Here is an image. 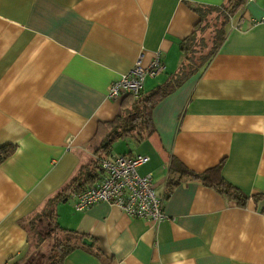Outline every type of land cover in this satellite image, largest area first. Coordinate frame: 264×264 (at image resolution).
Segmentation results:
<instances>
[{"label": "crops", "instance_id": "1", "mask_svg": "<svg viewBox=\"0 0 264 264\" xmlns=\"http://www.w3.org/2000/svg\"><path fill=\"white\" fill-rule=\"evenodd\" d=\"M225 1L0 0V262L44 264L52 210L90 241L62 264H264V23H254L264 0L230 15L209 63L154 103L141 137L111 142L107 155L149 156L138 172L152 175L167 217L152 225L107 202L74 209L99 176L92 139L132 106L108 98L110 84L140 54L164 65L143 96L175 79L193 7ZM182 167L217 170L243 204ZM75 182L78 193L60 196Z\"/></svg>", "mask_w": 264, "mask_h": 264}, {"label": "trees", "instance_id": "2", "mask_svg": "<svg viewBox=\"0 0 264 264\" xmlns=\"http://www.w3.org/2000/svg\"><path fill=\"white\" fill-rule=\"evenodd\" d=\"M244 3L245 0H226L220 6L200 5L193 7L194 11L199 14L200 19L195 24L192 33L182 40L180 44L182 60L179 68L173 74L175 79L168 81L163 87L157 88L147 96H143L140 92L137 97L131 95L124 97L122 106L126 100L130 102V106L132 104L131 108L122 109V115L111 122L105 123V127L102 129L103 132L98 131L92 139L91 148L98 155L96 157L95 167L97 166L99 169L98 159L99 157L107 156L114 138L130 131H135L137 137H141L148 123L150 109L154 103L171 91L189 74L201 70L209 63L223 41L225 36L224 28L230 15L235 13ZM7 153L5 151L2 156ZM2 156H0V159ZM179 173L181 176L198 180L207 186L215 187L218 191L230 198L238 200L241 204H243L246 198L239 189L218 175L217 170L211 169L204 174H195L186 167H182ZM100 175L101 172L99 169L97 180L100 178ZM177 182L178 179L172 177L170 178L169 186L172 187ZM74 184L76 182L68 185L60 196L65 193L77 192L78 187ZM44 217L48 223V229L45 233L47 235L46 237L49 239L52 237V241L48 243L49 252L44 264H62L65 256L71 250L78 245H82L84 234L59 227L54 221V212L52 210H47Z\"/></svg>", "mask_w": 264, "mask_h": 264}, {"label": "built area", "instance_id": "3", "mask_svg": "<svg viewBox=\"0 0 264 264\" xmlns=\"http://www.w3.org/2000/svg\"><path fill=\"white\" fill-rule=\"evenodd\" d=\"M257 22L264 23V17L254 23ZM142 57V54L138 55L134 65L110 84L108 98L116 99L126 95L137 97L144 79L155 77L164 70L158 56L147 66L143 65ZM149 159V156L143 154L133 157L108 154L99 157L100 178L75 194L74 209L84 211L98 202H107L118 207L130 218L144 219L152 225L163 221L167 215L163 210L162 197L154 189L152 175H141L138 172V167Z\"/></svg>", "mask_w": 264, "mask_h": 264}, {"label": "rangeland", "instance_id": "4", "mask_svg": "<svg viewBox=\"0 0 264 264\" xmlns=\"http://www.w3.org/2000/svg\"><path fill=\"white\" fill-rule=\"evenodd\" d=\"M119 140H117L116 142H114V147H115V145H116V143L118 142ZM113 150H115V149H113ZM43 251L45 252V256H47V254H48V252H49V244L47 243L46 244V246H44L43 248ZM47 253V254H46Z\"/></svg>", "mask_w": 264, "mask_h": 264}, {"label": "water", "instance_id": "5", "mask_svg": "<svg viewBox=\"0 0 264 264\" xmlns=\"http://www.w3.org/2000/svg\"><path fill=\"white\" fill-rule=\"evenodd\" d=\"M82 241H83V243H85V244H90V241H88L86 238H84Z\"/></svg>", "mask_w": 264, "mask_h": 264}]
</instances>
